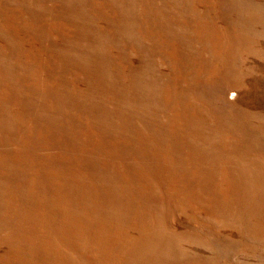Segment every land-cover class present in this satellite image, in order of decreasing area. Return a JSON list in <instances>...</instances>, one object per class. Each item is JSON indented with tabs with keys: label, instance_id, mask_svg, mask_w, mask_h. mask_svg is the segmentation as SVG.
I'll list each match as a JSON object with an SVG mask.
<instances>
[{
	"label": "rangeland",
	"instance_id": "1",
	"mask_svg": "<svg viewBox=\"0 0 264 264\" xmlns=\"http://www.w3.org/2000/svg\"><path fill=\"white\" fill-rule=\"evenodd\" d=\"M0 264H264V0H0Z\"/></svg>",
	"mask_w": 264,
	"mask_h": 264
}]
</instances>
